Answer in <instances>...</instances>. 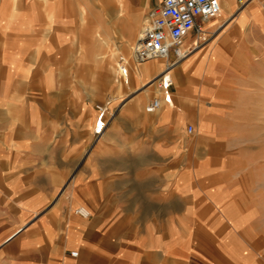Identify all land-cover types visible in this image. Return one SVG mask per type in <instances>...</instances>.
I'll list each match as a JSON object with an SVG mask.
<instances>
[{
	"label": "crops",
	"instance_id": "crops-1",
	"mask_svg": "<svg viewBox=\"0 0 264 264\" xmlns=\"http://www.w3.org/2000/svg\"><path fill=\"white\" fill-rule=\"evenodd\" d=\"M163 1L0 0V264H264V183L233 83L264 64V0H219L220 35L174 70L173 104L116 102L95 138L114 93L101 36L131 46Z\"/></svg>",
	"mask_w": 264,
	"mask_h": 264
},
{
	"label": "built area",
	"instance_id": "built-area-1",
	"mask_svg": "<svg viewBox=\"0 0 264 264\" xmlns=\"http://www.w3.org/2000/svg\"><path fill=\"white\" fill-rule=\"evenodd\" d=\"M241 5L245 0H238ZM222 12L219 0H164L152 9L146 17L141 32L132 47L131 60L140 65L143 62L164 58L167 64L156 78L157 95L146 105L149 113L161 110L165 105L173 104L174 78L172 71L182 61L199 50L208 39V23ZM118 72L125 83L129 82L130 59L120 55ZM97 116L95 138L97 139L117 109L112 108V100L96 104ZM193 131L190 126L189 132ZM82 217H90L85 208L76 210ZM73 257L78 253L73 252Z\"/></svg>",
	"mask_w": 264,
	"mask_h": 264
},
{
	"label": "rangeland",
	"instance_id": "rangeland-1",
	"mask_svg": "<svg viewBox=\"0 0 264 264\" xmlns=\"http://www.w3.org/2000/svg\"><path fill=\"white\" fill-rule=\"evenodd\" d=\"M212 23L213 22L210 21L208 24ZM226 23L228 22H224V24ZM220 30L221 28H219L215 32L209 33L208 39L202 44L201 47L215 42L220 35ZM101 37L109 43V46L105 50H103L101 55L98 57L99 61L105 62L109 65V68L113 70L112 82L114 93H112V95L110 96L112 104H115L116 102H123L120 104L122 105L129 101L132 97L136 98L135 96H140V98H142L140 105H147L149 99L158 94L155 86L157 78L156 76L158 75V73H156V75L154 76V78L156 77L155 79H153L152 81L150 80L147 83L144 82L142 84L135 80L136 64L131 60V52L136 39L134 41H131V46H127L125 42H116V39H114L113 36L111 38H107L105 36ZM86 50L87 48L86 46H84V55L86 53ZM120 55H124L130 59L129 83H125L118 72L117 64ZM156 64L157 66L163 64L162 60H156ZM235 71H245V73L248 72L249 78L252 76L254 77L253 80L234 81L233 83L239 89L238 99L240 104L238 108L240 111V115L243 120L248 121V129L245 130V133L248 137L254 140V145L256 146V148H254L253 146L250 152L256 153L255 155H257L258 157L257 160L259 167V176H261L260 178L263 179L264 183V64L259 66L243 67L239 65L236 67ZM74 83L75 85H78L77 81H74ZM89 83L92 90H94L95 86H99V82H95L94 80L92 82L85 81V89H89L87 86V84L89 85ZM149 90L150 93L146 98H144V91L145 93H148ZM122 99H125V102ZM136 101L137 100H134L133 102Z\"/></svg>",
	"mask_w": 264,
	"mask_h": 264
},
{
	"label": "bare ground",
	"instance_id": "bare-ground-1",
	"mask_svg": "<svg viewBox=\"0 0 264 264\" xmlns=\"http://www.w3.org/2000/svg\"><path fill=\"white\" fill-rule=\"evenodd\" d=\"M221 15H222V12L220 13V15L218 16V17H221ZM188 58H186L184 61H182L177 67H179V66H181L186 60H187ZM150 60H162V63H163V69H162V72L164 71V68H165V66H166V64H167V61H166V59H164V58H156V59H150ZM150 60H147V61H150ZM146 62V61H145ZM177 67H175L174 69H173V71H172V75L174 74V70L177 68ZM161 72V73H162ZM160 73V74H161ZM129 79H130V76H129ZM129 83V82H128ZM154 86V85H153ZM156 86V85H155ZM157 91V90H156ZM120 103H123V102H120ZM115 119V118H114ZM113 121V120H112Z\"/></svg>",
	"mask_w": 264,
	"mask_h": 264
}]
</instances>
